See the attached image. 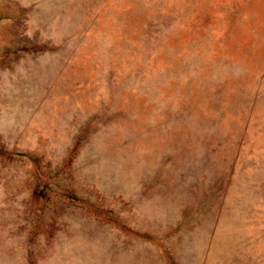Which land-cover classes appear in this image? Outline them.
I'll list each match as a JSON object with an SVG mask.
<instances>
[{
	"label": "rangeland",
	"instance_id": "obj_1",
	"mask_svg": "<svg viewBox=\"0 0 264 264\" xmlns=\"http://www.w3.org/2000/svg\"><path fill=\"white\" fill-rule=\"evenodd\" d=\"M0 264H264V0H0Z\"/></svg>",
	"mask_w": 264,
	"mask_h": 264
}]
</instances>
